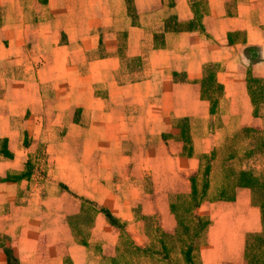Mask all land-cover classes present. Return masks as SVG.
Wrapping results in <instances>:
<instances>
[{
	"label": "crops",
	"instance_id": "1",
	"mask_svg": "<svg viewBox=\"0 0 264 264\" xmlns=\"http://www.w3.org/2000/svg\"><path fill=\"white\" fill-rule=\"evenodd\" d=\"M0 7V138L13 153L2 178L26 161L27 136L43 143L50 165L61 167L60 181L81 195L88 180H111L120 152L135 141H144L149 160L160 152L191 161L180 140L163 134L178 135L173 125L182 118L214 115L216 101L230 102L234 128H264V103L257 110L248 87L249 77L264 80V0H0ZM209 72L220 95L216 86L202 92ZM64 164L93 167L94 175ZM13 178L0 180V237L18 229L7 244L18 264H63L72 238L60 239L49 260L38 257L28 230L40 223L19 221L4 204L23 193L24 179ZM236 195L234 203L242 197L256 209L247 188ZM217 246H210L211 262L229 260ZM0 264H8L1 248Z\"/></svg>",
	"mask_w": 264,
	"mask_h": 264
},
{
	"label": "rangeland",
	"instance_id": "2",
	"mask_svg": "<svg viewBox=\"0 0 264 264\" xmlns=\"http://www.w3.org/2000/svg\"><path fill=\"white\" fill-rule=\"evenodd\" d=\"M28 7L26 5V8ZM252 50L256 52L257 48ZM255 54L257 56V52ZM249 78L258 79L253 76ZM259 80L264 86V80ZM220 94L221 88L216 87L215 95ZM238 103L240 104L239 101ZM214 105V115H205L193 120L185 118V135L182 137L179 132L174 136L180 140L181 146L190 147V155H187L186 152L181 155L191 161L179 162L171 160L169 157L160 158V152L152 154L149 160L148 156H144L146 151L141 148L144 141H135L138 144L136 148L132 149L131 147L129 151L122 149L120 152L112 179L107 183H101V185H97L94 180H88L81 195L75 194L68 185L60 181L58 171L61 167L55 168L50 165L49 154L43 143H38V139L27 136L25 143L30 145V150L26 161L19 165L21 167L19 171H7L10 178L12 176L13 179H24L19 187L23 193L18 199L4 204L8 207H15L17 211L13 212L16 213L14 218L18 217L19 221H30L31 224V221L40 223V227L37 229L25 228L30 229L28 231L32 234L34 250L38 257L41 260H49L50 255H56L55 249H58L59 242L64 245L62 241H59L60 239L65 240L67 236L72 238L66 217L81 213L83 198L93 200L97 206L108 208L123 222L125 232L137 245L148 247L151 250H159L160 233L162 231L174 233L177 225L176 216L171 208L172 201H174L173 196L176 194L185 196L179 198L177 202L178 214H181L180 208L186 206L191 195L190 178H194L198 194L206 196L198 207L190 211V217L194 214L200 219L197 222L191 217L196 224V230L192 236L196 264H214L211 262L214 260V256L210 252L212 249L210 246L214 242L218 243L215 249L222 252V258L225 255L227 256L224 259L229 258V260H223L217 264H247V259L244 256L245 241L248 233L259 232L262 229L260 207L252 203V193L247 187L244 188L250 192L251 204L249 205L256 209L245 208L246 203L241 201L242 197L236 203L213 200L212 197L221 187L233 183L239 171L261 173L264 170V152H251L256 146L254 137H252L255 136L253 131L242 132L243 128H234L238 119L234 120L228 116L232 107H229L230 102L218 105L216 101ZM215 107L217 108L215 109ZM237 108L238 106H235V109ZM262 108H264V104L261 106ZM10 122L12 123V120ZM174 124L173 127L181 128L178 126L179 122L176 121ZM252 129L260 130V135L264 138V128ZM60 136H62V132L58 134V137ZM4 147L11 153V157L0 154V170L6 167L4 160L13 157V153L8 147L7 138H0V150ZM70 152L75 155L77 150L71 148ZM169 153L171 155L174 153L171 148ZM78 165L80 164H64L63 166L65 170L71 166L73 171L77 167L80 173L84 169L86 178L94 175L93 172H90L93 167L89 171L86 170V165L82 164L85 168ZM206 168L208 169L207 175H205L207 186L203 188V174ZM172 176L175 179H170ZM3 178L0 177V180ZM235 199H237L236 194ZM182 215L185 221L190 219L189 213L183 214L182 212ZM169 222H172V227ZM245 226L248 227L247 231L233 232L232 235L226 234L229 230L242 229ZM17 230L16 228L9 229L0 237V248L4 252L8 249L11 250L7 244L10 241V236ZM118 236L119 230L108 224L102 213H96L87 247L75 243L72 238L74 249L65 246L63 251L66 254L70 253L69 255L73 256L77 264H79L77 256L84 257L83 264H111L109 260L101 259V253L96 246L101 244L102 253L112 255ZM76 245H79L81 250H76ZM59 250L61 251V249ZM239 250L241 251L238 255ZM254 252L257 255L253 258L252 263L264 264V244L258 245ZM170 256L172 259L168 264H184L177 248L170 252ZM231 259H235V261ZM148 261L149 264H158L150 259ZM8 264H18V261L9 260Z\"/></svg>",
	"mask_w": 264,
	"mask_h": 264
},
{
	"label": "trees",
	"instance_id": "3",
	"mask_svg": "<svg viewBox=\"0 0 264 264\" xmlns=\"http://www.w3.org/2000/svg\"><path fill=\"white\" fill-rule=\"evenodd\" d=\"M214 76L212 72H209L207 76L202 80L201 87L202 92L207 93L208 91H212L215 86L220 87L218 84H214ZM260 83V84H259ZM248 87L250 89L252 95V102L256 104V108L258 110L259 105L264 103V86L261 84L259 79L248 78ZM261 94V95H259ZM256 95V96H255ZM178 126L181 136L185 135L186 132V119L182 118L178 120ZM252 132L254 133V142L256 143L255 148L251 150V152H264V138L260 135L261 131L252 128H243L242 132ZM164 139L174 137L172 134H165ZM190 155V147L189 146H181L180 154ZM0 154L11 157V153L6 150L4 147L0 150ZM208 168V166H207ZM205 169L204 178H203V188L207 186V179L205 178L207 175V170ZM10 176H6L3 179H9ZM1 179V180H3ZM236 180L230 185L223 186L219 189V191L212 197L213 200H225V201H234L236 188L239 187H247L251 190V201L254 205L260 207V213L262 216V229L259 232H252L247 234L246 245H245V253L247 264H253L252 260L257 255L255 254V249L258 245L264 244V170L260 173H255L253 171H239L235 178ZM191 182V195L189 196L188 201L186 202V206L180 208L181 214L179 213V208H177L178 199L181 197H185L181 194L174 195V201H172V211L176 216L177 225L174 233H167L162 231L160 233L159 240V250H151L148 247H141L137 245L125 232L124 224L120 221V219L115 216L108 208L104 206H97L93 200H89L87 198L82 199V208L81 213L71 214L66 217V223L71 232L72 238L75 243L87 247L90 239V231L94 222V215L96 213H102L107 221L113 227H116L119 230L118 240L115 244L113 254L105 255L102 253L101 244H97L96 248L101 253L102 260H109L111 264H149V259L155 261L158 264L166 263L168 264L171 261L170 252L174 251L177 248V252L182 256V261L184 264H196L195 255L192 247V236L194 231L196 230V224L192 221V218L195 220H200L196 215L192 214L190 217V211H192L195 207H198L202 200L206 198L204 194H198L196 189V183L194 178H190ZM185 213H189V220L185 221L184 216ZM9 260L17 261L13 256L11 250L5 251ZM63 264H74L69 254H65L63 257ZM227 264V263H225ZM257 264V263H256Z\"/></svg>",
	"mask_w": 264,
	"mask_h": 264
}]
</instances>
